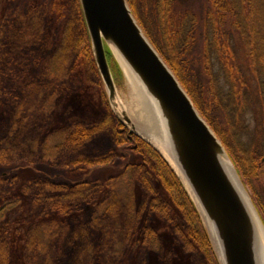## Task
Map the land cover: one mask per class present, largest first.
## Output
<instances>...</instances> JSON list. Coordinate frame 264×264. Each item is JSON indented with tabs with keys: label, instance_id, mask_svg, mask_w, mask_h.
<instances>
[{
	"label": "trees",
	"instance_id": "obj_1",
	"mask_svg": "<svg viewBox=\"0 0 264 264\" xmlns=\"http://www.w3.org/2000/svg\"><path fill=\"white\" fill-rule=\"evenodd\" d=\"M127 1L145 34L215 131L245 183L249 184L264 169V142L252 137L261 134L264 138V0H207L200 14L188 9L183 11L179 8V0ZM72 10L75 16H80V28L75 27V20L68 21L59 48L51 58L46 57V67L51 65L48 61L56 57L60 60V55L65 54L64 62L74 63L73 69L90 64L98 73L79 0H73ZM31 31L27 38L19 31L20 39L29 44L37 32ZM19 33H15L14 38L19 39ZM106 52L116 84H119L123 73L107 47ZM60 72L58 68L55 74L61 76ZM104 97L108 103L106 93ZM112 115L116 117L113 112ZM113 116L112 120L106 118L92 127H74L68 134L63 129L56 130L63 137L55 147L61 148L63 140L69 137L72 144L82 147L98 132L113 130L118 138H124L118 142L120 149L125 147L122 150L134 153L137 160L124 163L122 172L110 177L105 184L91 181L72 184L36 177L22 187V199L29 197L31 210H42L43 214L30 217L28 210L25 213L27 234L23 264H78L79 261H75L80 257H84L82 264H105L104 259L110 258L109 254L112 259L117 258L133 241L141 247H151L156 242L161 244L154 227L139 230L147 208L158 218L179 214L185 227L177 226L175 233L184 246L203 251L212 264H219L200 215L175 172L156 149L131 133L118 119L114 123ZM2 126L0 121V128ZM7 132L0 136V166L5 167L11 166V160L19 158L21 153L13 146ZM37 147L34 148L38 152L41 149ZM125 156L123 162L127 159ZM111 159L78 160L75 164L87 163L93 169L110 164ZM134 180L147 193L148 204L144 201L137 205ZM18 181L19 177L11 174L0 177V264H10L13 233L5 228L7 231H2L1 224L9 212L22 204L18 197L11 196ZM157 183L171 203L158 193ZM257 202L259 210L260 202ZM77 205L91 210L74 216L78 213L75 211ZM72 258L74 262L69 261Z\"/></svg>",
	"mask_w": 264,
	"mask_h": 264
},
{
	"label": "rangeland",
	"instance_id": "obj_2",
	"mask_svg": "<svg viewBox=\"0 0 264 264\" xmlns=\"http://www.w3.org/2000/svg\"><path fill=\"white\" fill-rule=\"evenodd\" d=\"M179 1V8L183 11L188 9L197 14L207 4V0ZM72 5L73 0H0V30L4 29L3 32L0 31L3 33L0 34L3 42V47L0 48V110L3 112L2 114L0 111V121L3 122L0 136L3 137L8 131L7 137H10L13 146L21 152L19 158L11 160V166H0V177L4 174L19 177V181L12 188L14 195L11 191L10 193L12 198L18 197L22 200V204L9 212L1 224L2 231H7L3 229L5 228L13 233L10 264L24 262L27 234L24 219L27 210L30 217L43 215L42 210H31L29 197L22 199V187L28 186L36 177L72 184L84 181L105 184L110 177L122 172L124 163L126 165L138 158L134 153L123 151L125 147L120 149L118 142L124 138H118L113 130L98 132L82 147L72 144L70 137L63 140L61 148L55 147L56 142L63 137L56 130L63 129L68 134L74 127H92L106 118L112 120L113 116L112 108L104 97V84L93 65L86 64L75 70L74 63L64 62L65 54H61L60 60L56 57L48 61L51 65L46 67V57L51 58L53 52L59 48L62 31L68 21L75 20V27L80 28V16L74 15ZM150 24L155 28L153 22ZM31 28L37 32L34 33L35 39L27 44V41L20 39L19 31L26 37ZM15 33H19V39L14 38ZM58 68L62 71L61 76L55 74ZM119 82L118 96L127 105L131 100L128 84L124 76ZM113 119L114 123L118 122L116 117L113 116ZM252 137L255 141L262 139L264 142L261 134H254ZM34 147L41 150L37 152ZM121 154H129L125 156V162ZM107 157H112L110 164L93 169L87 163L75 164L78 160L97 162ZM134 181L138 193L137 205L144 201L148 204L150 200L145 198L147 193L137 180ZM243 182L254 204L259 206L257 201L260 202L259 213L264 221V169L249 184L244 180ZM156 187L158 193L169 203V197L160 183ZM172 208L176 211L174 206ZM90 210L85 205H77L75 211L78 213L74 216L87 214ZM177 226L185 227V221L179 214L176 213L175 217L158 218L147 208L141 218L139 230L143 227H154L162 243L141 247L133 241L117 258L112 259L111 254L110 258L105 256L108 260L104 259V263L212 264L203 251L184 246L176 235ZM76 260L75 262L82 264L80 262H84V257ZM69 261L74 262L73 258Z\"/></svg>",
	"mask_w": 264,
	"mask_h": 264
},
{
	"label": "water",
	"instance_id": "obj_3",
	"mask_svg": "<svg viewBox=\"0 0 264 264\" xmlns=\"http://www.w3.org/2000/svg\"><path fill=\"white\" fill-rule=\"evenodd\" d=\"M79 2L108 103L118 121L156 149L175 172L200 215L219 264H256L254 227L250 213L237 185L221 163L220 156L227 157L231 163L238 182L247 193L264 228L259 210L245 189L241 175L225 146L147 37L128 1ZM106 47L117 61L124 78L126 75L121 60L130 66L160 103L168 123L170 152L197 196L200 207L161 149L137 130L126 111L120 113L117 110L115 99L119 97L118 86L107 58ZM164 149L167 153L166 146ZM204 217L212 222L222 242L223 259Z\"/></svg>",
	"mask_w": 264,
	"mask_h": 264
},
{
	"label": "bare ground",
	"instance_id": "obj_4",
	"mask_svg": "<svg viewBox=\"0 0 264 264\" xmlns=\"http://www.w3.org/2000/svg\"><path fill=\"white\" fill-rule=\"evenodd\" d=\"M121 64L126 75V82L128 84L131 100L127 105H124L119 99V97H116L115 104L117 106V110L120 113L126 111L129 117L132 119L134 125H136L137 130L161 149V151L166 155V157L175 167L177 172L183 178L185 184L190 190L191 195L193 196L197 205L200 207V203L197 196L194 194L185 176L182 174L180 168L177 166L175 162V156L172 157V154L170 152L171 140L168 131V123L160 103L155 98V96L149 90L146 89L144 84L137 77V74L130 68V66L122 60ZM164 146H166L168 154L166 153ZM220 161L224 165L227 173L230 175L234 184L237 185L238 190L240 191L243 199L245 200V203L247 205L246 207L250 213V217L254 227V254L256 264H264V228L250 202L247 193L244 191V189L238 182L234 170L231 166V163L225 156H220ZM205 221L210 230L211 236L214 239V243L218 247V251H220V254L223 259L222 242L217 234V231L209 219L207 220L205 218Z\"/></svg>",
	"mask_w": 264,
	"mask_h": 264
}]
</instances>
